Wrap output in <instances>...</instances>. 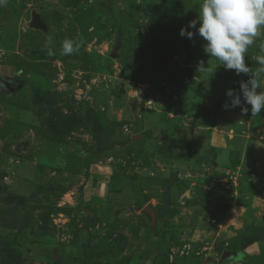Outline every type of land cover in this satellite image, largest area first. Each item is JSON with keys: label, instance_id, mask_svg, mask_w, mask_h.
Here are the masks:
<instances>
[{"label": "rangeland", "instance_id": "obj_1", "mask_svg": "<svg viewBox=\"0 0 264 264\" xmlns=\"http://www.w3.org/2000/svg\"><path fill=\"white\" fill-rule=\"evenodd\" d=\"M200 3H0V264H264V111L180 35Z\"/></svg>", "mask_w": 264, "mask_h": 264}, {"label": "clouds", "instance_id": "obj_2", "mask_svg": "<svg viewBox=\"0 0 264 264\" xmlns=\"http://www.w3.org/2000/svg\"><path fill=\"white\" fill-rule=\"evenodd\" d=\"M261 27H264V0H201L197 16L180 29V35L190 40L197 34L202 37L206 41L205 53L216 58L218 65L234 70L237 75L249 74L247 81L240 82L239 92L226 91L229 101L223 105L225 109L249 105L251 115L264 111V90L259 83L264 73V55L255 58L260 65L255 73L245 63L248 47L260 34ZM63 50L71 53L73 42L64 41ZM242 111L247 113L248 108L242 107Z\"/></svg>", "mask_w": 264, "mask_h": 264}, {"label": "water", "instance_id": "obj_3", "mask_svg": "<svg viewBox=\"0 0 264 264\" xmlns=\"http://www.w3.org/2000/svg\"><path fill=\"white\" fill-rule=\"evenodd\" d=\"M30 25L31 26H34V27H41V28H43V23L39 20L38 15L35 12L32 13V18H31ZM230 255L231 254H229L227 252L226 254H224L223 257H225V256H228L229 257Z\"/></svg>", "mask_w": 264, "mask_h": 264}, {"label": "trees", "instance_id": "obj_4", "mask_svg": "<svg viewBox=\"0 0 264 264\" xmlns=\"http://www.w3.org/2000/svg\"><path fill=\"white\" fill-rule=\"evenodd\" d=\"M0 225L3 226H9L7 220L5 219V217L3 215L0 214Z\"/></svg>", "mask_w": 264, "mask_h": 264}, {"label": "crops", "instance_id": "obj_5", "mask_svg": "<svg viewBox=\"0 0 264 264\" xmlns=\"http://www.w3.org/2000/svg\"><path fill=\"white\" fill-rule=\"evenodd\" d=\"M264 205V204H263ZM261 210V209H260Z\"/></svg>", "mask_w": 264, "mask_h": 264}]
</instances>
